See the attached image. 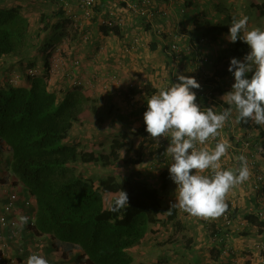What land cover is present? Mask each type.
<instances>
[{
    "label": "crops",
    "instance_id": "0c3cea01",
    "mask_svg": "<svg viewBox=\"0 0 264 264\" xmlns=\"http://www.w3.org/2000/svg\"><path fill=\"white\" fill-rule=\"evenodd\" d=\"M26 1L28 0H19L16 4H20L29 16L31 13L29 10H33L35 3L31 2L30 5H27ZM42 2L48 6V14H55L54 12L59 8L58 4H53L51 0H42ZM68 2L65 7L67 11L82 14L83 10L79 7L82 0H68ZM249 2L252 5H257L258 13L256 17L261 16L258 5L261 6L264 0H227V3L233 4L232 9H228L225 4L222 6L218 0H100L97 2L94 17L91 19L82 17L76 23L80 27L69 24L66 31L61 32L62 29H59L55 32L52 28L45 33L48 39L53 36L55 39L60 37L61 40L55 42V45L61 44L60 51H64L63 56L67 58L68 62H65L63 66L60 65L57 75L60 76L57 77L56 88L69 84L65 79L66 67H68L71 60L79 57L82 66L78 68L73 66L72 70L77 77L83 78L89 83L88 90H84L85 93L92 98L98 97V102L96 101L97 111L94 114H97L98 109L106 103L107 119L102 122L103 115L97 116V123L99 124L97 133L100 134L99 132L105 129L106 132L114 124L124 126L119 131L108 132L107 137L109 139L123 132H127L128 136L131 137L130 135L136 134L139 128L146 127L143 116L147 110V99L160 88L168 87L177 82V74L189 77L198 75L204 80L201 83L198 81L202 89H206L207 86H215L216 95H218V105L215 107V111L217 113L222 112L230 107L223 96L231 90L235 81L233 74L225 75L221 72L227 64L223 51L234 46V43L229 42L227 39L226 31L221 28L227 27L229 29L233 17L247 16L249 29L257 27L264 29V20H260L257 24L252 17V13L255 11H247ZM241 4L242 6H240ZM36 8L41 10L42 7L36 6ZM44 10L45 8H42L38 12V22L43 14H47L42 13ZM147 10L150 13L156 11L157 15L154 14V18L145 21V18L139 12L144 11L147 13ZM57 18L58 15L56 14L51 22L58 23L61 21L59 24L62 23V20H57ZM109 20L119 21L120 24H115L119 29L116 31H113V29L106 30V27H108L106 22ZM202 21L206 23V27ZM159 30H162V35L157 34ZM183 33L189 34L194 41L197 40L195 34H200L207 41L195 44V53L187 55V62L180 59L179 63H177L178 61L174 63L173 59L166 55V47L170 46L175 34L180 35L178 36L179 42L182 40L184 42L186 34ZM190 37L188 36L189 41L192 40ZM46 39L47 37H44V40ZM14 58H16L15 55H10L4 61L14 60L15 62ZM57 58L59 59V57ZM6 65L9 68L7 63ZM182 66L186 68L184 73L181 71ZM7 70H9L7 74L3 73L5 69L0 70L1 80L2 75H11L10 72L16 70L13 73L21 77L18 85L26 86L29 84L28 79L20 74L22 71L18 66ZM108 71L111 74L116 73L120 77V83L123 86L121 89L114 88L106 91L96 82L99 81V78L105 77ZM96 76L98 78L95 80ZM206 79L210 81L206 82ZM131 82H134L139 89L129 90L127 85ZM146 85H150L155 92L147 93ZM132 102L137 104L134 109H130L133 107ZM113 106L118 108L122 106L124 111H121V114L118 113L119 110L118 112L112 111L111 107ZM109 111L115 116L108 114ZM241 121L237 120V113L233 107L232 115L224 126L218 130L217 141L209 139L205 146L214 149L216 143L222 140L230 145L227 153L220 160L221 169L223 170H238L243 164L240 158L244 157L245 161H255L253 167L256 166L264 174V152L261 144L256 140L259 131L249 133V131L242 128ZM137 123L139 125L135 126ZM126 126L129 128H126ZM261 126L264 130V125ZM137 137L140 138L139 134ZM244 138L249 139L252 147L243 146ZM169 141L170 136L165 135L161 137L159 143L157 142L153 146L148 145L150 147L144 150L143 162L137 166L132 165L130 171L138 170L147 182L162 190L163 214L160 215V218L161 221L168 223L163 226L157 223L158 226L154 227L156 231L149 232L143 243L133 249L136 264H213V253L220 249V244L213 248L215 242L211 240L210 229H207V227L212 224L215 225L216 222V226H218L222 223L220 218L201 219V217L192 216L177 207V218L187 229L185 232L177 234L173 227L169 228L173 222H169L168 214L173 208H171V205L175 203L177 188L169 173V165L172 163V159L162 154L169 147ZM199 147L202 146L199 145ZM160 148L165 149V151L161 152ZM9 164L10 152L7 148L2 149L0 151V209H2L11 192L19 194L16 209L11 215L18 221L17 233L14 234L10 226L0 224V254L3 255V259L8 264H25L27 257L32 253H36L45 257L49 264H78V258L82 254L81 251L74 250L65 255L62 250L55 247L54 240L49 234L37 235L28 227V222L23 223L21 221V217H26V210L34 213L36 203L34 204L35 200L28 196L25 188L14 178H11ZM6 174H9V176L5 177ZM203 174L211 175V170H206ZM252 181L253 176L250 173L248 179L234 186L225 198L228 208L231 212L233 211L235 216L230 231L227 232L229 237L226 244L236 251L234 259L239 264H246L245 262L241 263L242 256H251V260L254 262L251 264H264V261L255 256L258 254L254 248L256 243L264 241V228L259 224L245 221L247 211L253 212L256 210L260 201V196L257 197V194L252 191ZM110 194L114 193L104 194V200ZM25 199H30L31 204H26ZM112 201L113 199L109 201V204H106L105 201V206L109 207ZM184 213L186 215L182 216ZM241 220H244L245 224ZM244 229V233H247L248 236H242L241 232ZM168 232L171 234V238L174 237L173 242L160 238ZM177 236L178 238L175 239ZM156 239L158 243H153ZM187 244H189V247L186 248L185 245ZM168 247L173 248L174 251H166V255H164V251L157 258L155 257V262L143 261L139 256L145 252H152L156 248L159 252H162L161 250ZM251 252L252 254H249ZM160 258L162 262L159 261ZM231 259V257L223 256V260L228 263H231Z\"/></svg>",
    "mask_w": 264,
    "mask_h": 264
},
{
    "label": "trees",
    "instance_id": "16d2710c",
    "mask_svg": "<svg viewBox=\"0 0 264 264\" xmlns=\"http://www.w3.org/2000/svg\"><path fill=\"white\" fill-rule=\"evenodd\" d=\"M17 1L19 0L6 3V0H0V70H3L2 61L8 55L26 57L34 47L41 44L48 62L55 42L40 37L52 28L55 32L59 29L63 32L69 24L73 25L65 14V4L58 5L55 14L41 16L39 29L33 34L32 22L23 7L16 4ZM97 2L93 5V17ZM258 8L261 15L264 14V3L258 5ZM56 14L57 20H62L61 25V21L51 22ZM75 27H79V24ZM112 29L116 31L119 28L115 25L106 27V30ZM221 29L229 32L227 27ZM34 37L38 38L36 43L33 41ZM191 43V40H182L179 46L186 50ZM249 51V46L242 40L224 50L223 56L227 64L221 72L225 75L232 74L228 71L231 58L243 60ZM29 66L36 67L33 63ZM44 69L38 75H26L29 82L26 86H14L11 82L4 85L0 79V151L7 148L10 152L9 169L13 178L35 200L34 213L28 210L25 213L26 217H34L33 224L28 227L37 235L49 234L55 247L65 255L74 250L81 251L78 264H136L133 249L143 243L145 236L153 231V225L161 220L162 190L147 182L138 170L126 173L119 179L110 174L96 179L95 175H86L84 169L89 164H100L105 168L118 167L122 150L130 155L125 160L137 166L143 162L144 150L159 143L161 137H150L146 127H142L137 131L140 137L137 145L129 141L127 134L123 132L111 138L104 151H91L81 146L80 141L74 139L72 130L86 110L91 109L96 113L95 98L85 93L84 90H88L85 85L73 86L58 97L57 88L53 89L49 84L48 65ZM200 90L203 89L200 87ZM146 91L155 92L150 85H146ZM214 91L217 92L215 86ZM197 101L215 111L218 95L215 93L210 97L198 91ZM241 125L246 131H259L256 140L264 150L263 127L252 119L241 121ZM212 141H217L216 137ZM163 151L165 149H161ZM132 154L135 156L131 157ZM122 191L128 195V205L119 211H112ZM108 193L118 195L106 207L104 194ZM17 195L19 196L18 193ZM24 201L26 203V199ZM232 215L235 219L233 213ZM168 217L173 221L177 234L184 232L185 227L177 218V207L172 208ZM245 219L264 228V222L259 220L255 210H248ZM216 225L217 222L207 227L210 229V237L219 231L220 226ZM242 231V236H248L244 233L245 229ZM219 244L220 249L212 252L213 264H229L223 260V242L215 243L213 248ZM159 261L162 262V259ZM252 262L253 260H247L246 264Z\"/></svg>",
    "mask_w": 264,
    "mask_h": 264
},
{
    "label": "clouds",
    "instance_id": "9594fccd",
    "mask_svg": "<svg viewBox=\"0 0 264 264\" xmlns=\"http://www.w3.org/2000/svg\"><path fill=\"white\" fill-rule=\"evenodd\" d=\"M55 4L64 5L65 0H58ZM65 7L66 5H64L66 16L76 26L77 24L70 18V15L78 14V12L67 11ZM107 26L112 25L107 24ZM183 34H186L184 37L188 40L190 35ZM196 38L197 40L194 41L190 37L192 39L190 46L195 47L197 42L207 41L203 36ZM202 38H204L203 42H201ZM227 39L231 43L242 40L250 48L243 60L231 58L228 71L233 74L235 82L231 90L223 96L229 108L219 113L212 107L203 110L196 103L197 94L193 91V89H199L201 85L194 77L177 74V82L160 88L147 99V110L143 116L146 131L150 137L170 136V145L164 155L172 159L169 173L170 178L177 185L175 203L171 205V208L178 207L192 216L206 219L221 216L228 207L225 202L227 193L237 184L246 181L250 175L244 157L240 158L244 163L238 170L221 169V157L230 147L226 141L217 142L214 149L205 146L206 142L218 135V130L232 115L233 107L238 121L246 122L252 119L255 123L264 125V29L258 27L249 29L247 16L233 17ZM60 45H55L54 49L58 50V47L61 48ZM53 52L48 63L49 76ZM187 55L182 58L183 62H187ZM26 71L20 73L22 77L27 75ZM249 74H251L250 77ZM129 84L127 85L129 90L139 89L137 85L131 87ZM68 85L70 84H67V90ZM122 87L116 89L119 90ZM61 96L59 93L58 97ZM206 170H211V175H204ZM125 205H128V195L122 191L111 210L119 211ZM20 219L23 223L27 222V217ZM25 264H49V261L42 255L32 253L27 257Z\"/></svg>",
    "mask_w": 264,
    "mask_h": 264
},
{
    "label": "rangeland",
    "instance_id": "374dc122",
    "mask_svg": "<svg viewBox=\"0 0 264 264\" xmlns=\"http://www.w3.org/2000/svg\"><path fill=\"white\" fill-rule=\"evenodd\" d=\"M47 1H49V0H47ZM52 1V3L53 4H55L56 2H53V0H51ZM221 4H222V6L225 4V5H227L228 6V9H232V7H233V4H229V3H227V0H218ZM9 2H13V0H6V3H9ZM35 3V9L34 8H32L33 10H29V12L31 11V13H30V15H29V18H30V21L32 22V24H31V31H33L32 33L34 34L39 28V22H38V19L37 18H39V16H38V12L39 11H41L42 10V8H45V10L42 12V13H47L48 14V6L47 5H45L46 3H44V2H42V0H28V1H26L25 3L27 4V5H30V3ZM36 6H39V7H42L41 8V10H38L37 8H36ZM240 6H242V4L240 5ZM255 11L254 13H252V17L254 18L253 20L258 24L259 22H260V20H264V14H262L261 16H259V17H256V14L258 13V11H257V5H252L251 4V2H249V8L247 9V11ZM202 23L204 24V26L206 27V23L205 22H203L202 21ZM206 29V28H205ZM42 30V29H41ZM207 30V29H206ZM41 32V35H42V31H40ZM225 34H227V35H229V33L228 32H225ZM43 35L45 36V33H43ZM44 36H41L40 38L41 39H43L44 38ZM195 36L196 37H200V36H202V35H200V34H195ZM47 38H48V36H46ZM37 39L38 38H36V37H34L33 38V41L36 43V41H37ZM53 42H57V41H60L61 39H60V37H56V39L54 38V36L52 37V38H50ZM43 42H44V40H43ZM61 43V42H60ZM43 46V44H41V45H38L37 47H34L33 49H32V51L30 52V54H28L26 57H22V56H17L16 58H14L15 59V62H14V60H10L9 62H7V61H3V63H2V65H4L3 67H2V69H5V71L3 72V73H6L7 74V72L9 71V70H7V69H10V68H15V66H18V68H20L21 69V71H22V73H24L25 71H26V69H27V67H29V64L31 63H33V64H35V66H36V68H37V71H38V73H42L45 69L44 68H46L47 67V65H48V63H49V61H50V59L52 58V55L50 56V58L48 59V62L45 60V53L44 52H42L43 51V47L41 48V47ZM41 48V49H40ZM55 50V49H54ZM58 52H60V51H57V49L53 52V56L54 55H56L57 57L58 56H60L59 54H58ZM56 58V57H55ZM77 58H79V57H77ZM80 59V58H79ZM66 60H67V58H66ZM12 61V62H11ZM80 61H81V59H80ZM67 62V61H66ZM6 63L9 65V68L7 67V65H6ZM71 65L73 66V61L71 62ZM63 66V65H62ZM80 66H82V61H81V64L80 65H78V66H75V67H80ZM13 72H16V70L15 71H13ZM13 72H10V74L11 75H8V78H5L6 76H1V77H3L2 78V80H3V83H4V85H6L7 84V82L9 83L10 81H9V78L11 77V78H14L15 76V78H16V80L18 81H20V77L19 78H17V75H16V73H13ZM58 71H56V73H54V75H51L50 74V77H52V79H51V82L49 83L50 84V86L53 88V89H56V82H57V77H59V76H57L58 75ZM74 73V72H73ZM107 74L108 73H110V71H108V72H106ZM75 74V73H74ZM1 80V81H2ZM69 82V81H68ZM66 87H67V84L64 86V87H61V88H57V91L60 93V95H62L67 89H66ZM69 89H70V87H69ZM96 101L98 102V97H96L95 96V106H96ZM131 105L133 106V107H131L130 109H134V107L137 105L135 102H132L131 103ZM102 106V105H101ZM114 108V109H113ZM111 109H112V111L113 110H115V111H117L118 112V110L120 111V112H118L119 114H121L122 112L121 111H124L123 110V108H122V106H121V108H118V107H116V106H113V107H111ZM103 115V118L101 119V121L103 122V121H106V119H107V114H106V103H104V106L103 107H101V108H99L98 109V113L97 114H94L93 112H92V110L91 109H89V110H86L85 112H84V114H82V115H80V117H79V120L74 124V127H73V136H74V139H76L77 141H80V143H81V146H85V147H87V149H89V150H93V151H104V149L105 148H108V144L110 143V139H109V137H107V133L108 132H116V131H119V129L120 128H122V127H124V126H122L121 124H114V125H112V126H110V128L109 129H107V131L105 132V130L104 131H102V132H99L100 134H98L97 132L99 131L98 130V126H99V124L97 123V116H99V115ZM108 114H113V113H111L110 111L108 112ZM113 116H115L114 114H113ZM100 117V116H99ZM114 118V117H113ZM136 118H137V116H136ZM139 125V123H137L135 126H138ZM126 128H129L128 126H126ZM98 134V135H97ZM126 134H127V138H129L130 140L129 141H131V142H133L135 145H137V143H138V141H139V138L137 137V134H132V135H130L131 137H129L128 135V133L126 132ZM116 136V135H115ZM121 162H120V165L118 166V167H114V166H109L108 168H105V167H103V166H101L100 164H97V165H95V164H89V165H87V168L86 169H84L85 170V173H86V175H89V174H92V175H95L96 176V179H98V177L99 176H107V175H114V176H117V177H121L122 175H124V174H126V173H129L131 170H132V164H130L129 162H128V160L126 161L125 159H129L130 158V155L128 154V153H126L124 150H122L121 152ZM135 156V154H132L131 155V157H134ZM128 162V163H127ZM7 176H9V174H6L5 175V177H7ZM11 176V178H13L12 177V175H10ZM97 181V180H96ZM117 195H116V193H114V194H110V195H107L106 197H105V201H106V204L108 203L109 204V201H111L112 199H114L115 197H116ZM163 214V213H162ZM184 215H186V213H184V214H182V216H184ZM218 218H221L220 216L218 217ZM179 219V218H178ZM201 219H205V218H202L201 217ZM221 220V219H220ZM171 220H169V222H170ZM171 222H173V221H171ZM162 226L163 225H166V224H168V223H166V222H163V221H161L160 220V222H159ZM158 225L156 224V225H153V231L155 232L156 230L154 229V227H157ZM171 227H173L174 228V226H173V224L172 225H170L169 226V228H171ZM204 228V227H203ZM186 229H187V227H185V229H184V232L186 231ZM161 231V230H160ZM167 231H169V229H167ZM170 236V237H169ZM160 238H162V239H164L165 241H170V242H172L173 240V238H171V234H169V232L167 233V234H165L164 236H161ZM178 238V236L175 238V239H177ZM158 239V238H157ZM157 239L156 240H154V242L153 243H158L157 242ZM174 239V240H175ZM163 240V241H164ZM185 247L187 248V247H189V244H187V245H185ZM169 248V247H168ZM165 249V250H161L162 252H159L158 250H157V248L156 249H154V251H152V252H145V253H143V254H141V255H139L140 257H141V259L144 261V260H146V261H152V262H155V257L157 258L161 253H163L164 251H165V253H164V255H166V251L167 252H169L170 250H173V248H169V249ZM177 249V248H176ZM144 251H145V249H144ZM174 251V250H173ZM176 254H182V253H176ZM250 254V253H249ZM183 258V257H182ZM252 258H251V256H247V257H245V256H242V260H241V263L242 262H245L246 263V261L247 260H251ZM252 263H254V262H252ZM249 264H251V263H249ZM261 264H263V263H261Z\"/></svg>",
    "mask_w": 264,
    "mask_h": 264
},
{
    "label": "built area",
    "instance_id": "2783aa9c",
    "mask_svg": "<svg viewBox=\"0 0 264 264\" xmlns=\"http://www.w3.org/2000/svg\"><path fill=\"white\" fill-rule=\"evenodd\" d=\"M97 1L98 0H82V3L79 5L80 9L83 10L82 14L74 13V14L70 15V18L74 21V23H78L82 17L91 19L93 17V5ZM65 5H68V3L66 2ZM163 13L166 14V12H163ZM139 14H141L145 18V21H149V19H152L155 17V15H157V12L154 11V12L150 13V11L148 12V10H147V13L144 11H140ZM106 24L115 25V24H120V23H119V21L116 22L113 20H109L106 22ZM161 33H162V30L157 31V34L162 35ZM178 36H180V35L175 34L173 41L171 42L170 46L166 47V54L169 58L173 59L174 63H176L177 61H178L177 63H179L180 59H182L186 54H189V53L191 54L193 49H194L193 46L188 45L186 47L187 49L183 50L182 47L179 46V40L180 39L178 40ZM184 40H187L186 37ZM203 41H204V38L201 39V42H203ZM57 51H60V47H58ZM63 52L64 51L58 52V54L60 55V56H58L59 59L57 58L56 55L53 56V62L50 63V65H51L50 66V74L51 75H54V73H56V71L59 72L60 65H65V62L67 60L63 56ZM61 55H62V57H61ZM198 57H201V56H198ZM202 58H204V57H202ZM72 61H73V66H78L81 64V61L79 58H75ZM195 62H196V60H195ZM73 66L71 64H69L68 67H66L65 78L67 81H69L68 83L70 84L68 86L70 88H72L73 86H77V85H85L88 88L89 83L85 79L77 77L73 73V70H72ZM184 70H186V68L184 66H182L181 71L183 73H184ZM26 74H27V76L37 75L38 74L37 68H35V67L28 68L26 71ZM15 77L10 80L11 84H13V85H17V83L19 81V80L17 81ZM192 77H194L197 80V82L199 81V83H201V81H203V79L200 78L198 75H193ZM17 78H19V75H17ZM97 78L98 77L96 76L94 79L96 80ZM51 79H52V77L49 76V83L51 82ZM96 82L100 85V87L102 89H104L106 91H110L113 88H119L122 86V83H120V77L116 73H113V74H111V73L107 74L106 73L105 77L103 76L102 79L99 78V81H96ZM129 85L131 87H134L135 83L132 82ZM193 91L196 92V94H198V91H199L203 95L210 96V97L215 95V91H214L213 87H211L209 89L206 88L203 90H200V88L199 89H193ZM196 103L203 110H206V108H208V106L201 105L197 100H196ZM210 140H212V138H210ZM242 144H243V146H245L247 148H250V146L252 147V143L249 141V139H246V138H244ZM197 146L199 147V145H197ZM263 152H264V150H263ZM245 162H246V166L249 170V173H251L253 176L252 189L257 194V197H258V195L260 196V201L258 202V207L255 211H256V214L258 215L259 220L261 222H264V174L256 166L253 167V165H255V161H248L247 160ZM250 170H253V171H250ZM18 198L19 197L17 195V192H11L8 195L7 200L3 204L2 209H0V224L10 226L11 229H13L14 234H16L18 231V221L15 218H13L11 215H12V213H14V211L16 209V202H17ZM30 201H31L30 199H26V204H29ZM232 213L233 212H231V210L229 208H227V210L220 216L222 223H220L218 225V226H220L219 231H217L212 236L211 240L215 243L223 242L222 248H221L222 249V255L223 256H229L232 258L231 259L232 261L229 264H239L234 259V255L236 254V251L231 246H228L226 244V241L229 237V233H227V232L230 231V227L232 226V223L234 221ZM33 221H34V217H32V216L27 217L28 225L33 224ZM243 223L245 224V222H243ZM240 226H243V225H240ZM255 251H257V254H258L255 256L257 258H259L261 261H264V241L259 242L255 245ZM0 264H8V262L3 259L2 254H0Z\"/></svg>",
    "mask_w": 264,
    "mask_h": 264
}]
</instances>
